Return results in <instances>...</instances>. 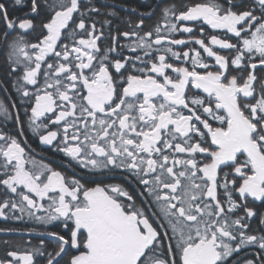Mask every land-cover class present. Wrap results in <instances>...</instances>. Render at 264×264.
Returning a JSON list of instances; mask_svg holds the SVG:
<instances>
[{"label":"snow or ice","instance_id":"6c2138e0","mask_svg":"<svg viewBox=\"0 0 264 264\" xmlns=\"http://www.w3.org/2000/svg\"><path fill=\"white\" fill-rule=\"evenodd\" d=\"M140 3L0 0V264H264V0Z\"/></svg>","mask_w":264,"mask_h":264},{"label":"flooded vegetation","instance_id":"af4514ba","mask_svg":"<svg viewBox=\"0 0 264 264\" xmlns=\"http://www.w3.org/2000/svg\"><path fill=\"white\" fill-rule=\"evenodd\" d=\"M128 1H130L132 4H135L136 6H138L141 10H146L145 5L140 3V0H128ZM61 156H62V154H61ZM47 158H48V160H55L57 162V164L59 163V160H60V157L53 156V154L50 152L47 153Z\"/></svg>","mask_w":264,"mask_h":264},{"label":"trees","instance_id":"16d2710c","mask_svg":"<svg viewBox=\"0 0 264 264\" xmlns=\"http://www.w3.org/2000/svg\"><path fill=\"white\" fill-rule=\"evenodd\" d=\"M116 2L117 3H125V4H129V5H135V4H132L128 0H116ZM8 226H19V225L16 224L15 222H4V221L0 220V227H8Z\"/></svg>","mask_w":264,"mask_h":264}]
</instances>
